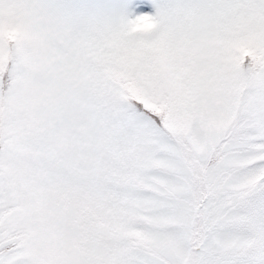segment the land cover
Listing matches in <instances>:
<instances>
[{
    "label": "snow or ice",
    "instance_id": "obj_1",
    "mask_svg": "<svg viewBox=\"0 0 264 264\" xmlns=\"http://www.w3.org/2000/svg\"><path fill=\"white\" fill-rule=\"evenodd\" d=\"M0 264H264V0H0Z\"/></svg>",
    "mask_w": 264,
    "mask_h": 264
}]
</instances>
